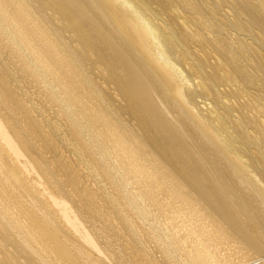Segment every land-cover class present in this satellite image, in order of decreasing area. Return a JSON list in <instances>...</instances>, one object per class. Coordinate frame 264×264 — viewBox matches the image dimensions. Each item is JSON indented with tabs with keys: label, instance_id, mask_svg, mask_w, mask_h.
Masks as SVG:
<instances>
[{
	"label": "bare ground",
	"instance_id": "obj_1",
	"mask_svg": "<svg viewBox=\"0 0 264 264\" xmlns=\"http://www.w3.org/2000/svg\"><path fill=\"white\" fill-rule=\"evenodd\" d=\"M0 264H264V0H0Z\"/></svg>",
	"mask_w": 264,
	"mask_h": 264
},
{
	"label": "rangeland",
	"instance_id": "obj_2",
	"mask_svg": "<svg viewBox=\"0 0 264 264\" xmlns=\"http://www.w3.org/2000/svg\"><path fill=\"white\" fill-rule=\"evenodd\" d=\"M27 89L29 90V88H27ZM24 90H25V89H24ZM25 91H26V90H25ZM153 251H154V250H153ZM153 253H154V256L157 254V253L155 254V252H152V254H153ZM156 256H158V255H156Z\"/></svg>",
	"mask_w": 264,
	"mask_h": 264
}]
</instances>
